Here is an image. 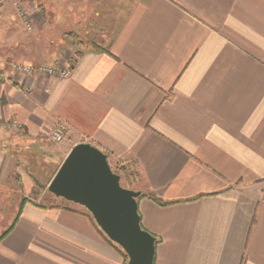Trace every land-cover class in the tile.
<instances>
[{"label":"crops","instance_id":"crops-1","mask_svg":"<svg viewBox=\"0 0 264 264\" xmlns=\"http://www.w3.org/2000/svg\"><path fill=\"white\" fill-rule=\"evenodd\" d=\"M24 3L31 31L0 2V264H124L86 209L34 198L81 142L159 198L154 264H264V0ZM66 49L65 78L10 69Z\"/></svg>","mask_w":264,"mask_h":264},{"label":"water","instance_id":"water-1","mask_svg":"<svg viewBox=\"0 0 264 264\" xmlns=\"http://www.w3.org/2000/svg\"><path fill=\"white\" fill-rule=\"evenodd\" d=\"M48 190L85 207L104 234L126 253L127 264H154L156 236L141 225V191L122 185L106 152L89 142L76 144Z\"/></svg>","mask_w":264,"mask_h":264},{"label":"built area","instance_id":"built-area-1","mask_svg":"<svg viewBox=\"0 0 264 264\" xmlns=\"http://www.w3.org/2000/svg\"><path fill=\"white\" fill-rule=\"evenodd\" d=\"M1 3H8L14 9L16 17L25 25V28L29 31L34 29L33 15L30 10L25 6L24 0H0ZM1 13H0V23H1ZM68 58V65H47L41 64L38 66H32L22 63H12L10 69L15 73H22L30 76L35 75H48V76H58L61 78H65L69 76L73 70L74 64L77 60V56L75 54H71ZM2 74L0 71V79L2 78ZM1 123V121H0ZM8 126L14 130H23L24 123L13 120L9 121ZM66 134V127L59 123L52 130L50 134V138L54 142H59L64 138Z\"/></svg>","mask_w":264,"mask_h":264},{"label":"rangeland","instance_id":"rangeland-1","mask_svg":"<svg viewBox=\"0 0 264 264\" xmlns=\"http://www.w3.org/2000/svg\"><path fill=\"white\" fill-rule=\"evenodd\" d=\"M66 58H65V60L66 61H69L68 60V56H70L71 54H75L76 55V53H74L73 51H71V50H68V49H66ZM109 162H110V165H111V167H112V169L113 170H115V171H121L122 173V184L125 186V187H128V188H131L133 185H132V178L134 177V175H135V172H134V169L132 168V167H125L126 168V170L125 171H123L122 169H121V164L119 163V162H115L114 160H112V159H109ZM44 188V187H43ZM46 188V187H45ZM37 191L38 192H35L34 193V198H36V199H38V200H43L41 203H46V204H48L49 202H56V203H60V204H62V205H70V206H73V207H83V206H81V205H79V204H76V203H73V202H70V201H67V200H65V199H63V198H59V197H57L56 198V196L55 195H53L51 192H49V190L46 192V194H47V196L45 197V196H40V188H37ZM42 193H44V191L42 192ZM40 196V197H39ZM83 209H86L85 207H83ZM87 210V209H86ZM120 247V246H119ZM128 262V257H127V261H126V263Z\"/></svg>","mask_w":264,"mask_h":264},{"label":"trees","instance_id":"trees-1","mask_svg":"<svg viewBox=\"0 0 264 264\" xmlns=\"http://www.w3.org/2000/svg\"><path fill=\"white\" fill-rule=\"evenodd\" d=\"M121 169L123 170V171H125L126 170V168L125 167H123V166H121ZM115 171V170H114ZM116 173H118V174H120L121 175V183H122V172L120 171H115ZM123 185V184H122ZM124 186V185H123ZM144 196H148V197H150V198H152L153 200H156V201H159V198L154 194V193H152V192H149V193H145V192H141V195L138 197V199L139 198H141V197H144ZM25 201H23V203H24ZM94 222H95V220H94ZM142 225V224H141ZM143 227V226H142ZM101 233L103 234V235H105L104 234V232L103 231H101ZM6 233H4L3 235H2V237L5 235ZM1 237V238H2ZM106 238H107V236H106ZM108 239V241L109 242H111L112 243V241L109 239V238H107ZM159 242V239L156 237V244ZM121 248V247H120ZM121 252H122V255H123V257H124V264H127L126 263V261H127V255H126V253L123 251V249L121 248Z\"/></svg>","mask_w":264,"mask_h":264}]
</instances>
